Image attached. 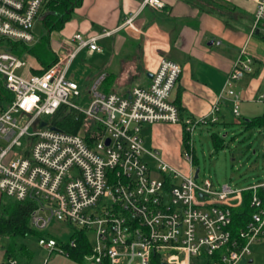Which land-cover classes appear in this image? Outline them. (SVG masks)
Segmentation results:
<instances>
[{
    "label": "built area",
    "instance_id": "obj_1",
    "mask_svg": "<svg viewBox=\"0 0 264 264\" xmlns=\"http://www.w3.org/2000/svg\"><path fill=\"white\" fill-rule=\"evenodd\" d=\"M42 3L0 0V44L32 42ZM141 3L163 6L160 0ZM132 21L129 16L125 27ZM263 21L264 0H258L254 27ZM107 35L108 31L72 34L68 42L58 45L55 62L41 73L30 71L25 55L0 45L6 49H0L1 88L9 94H0V194L20 202L34 201L30 225L37 231L55 218L85 232L91 254L84 258L92 264H150L152 254L159 255L161 264L245 260L264 235V208L257 194L259 189L264 192V183L243 189L224 184L220 190L213 189L209 179L198 183L192 135L196 126L216 122L221 101H230L233 116H239L241 96L234 86L253 71L252 57L245 48L239 51L210 112L199 118L182 117L169 101L181 68L165 57L159 59L147 87L135 86L128 96H121L101 92L97 82L89 90L87 107L80 108L72 101L81 95L79 86L67 72L81 50L99 51L97 42ZM257 100L264 105L263 94ZM60 108L64 116L82 115L99 125L97 139L88 143L82 133L50 130L54 125L45 116H53ZM41 120L47 125L40 127ZM158 123L182 127L183 170L156 150L143 147L141 126ZM246 190L252 193L250 205L255 210L233 233L231 221L246 212ZM226 199L235 204L223 205ZM37 242L48 251L57 247L52 237H40ZM0 264L19 263L4 258Z\"/></svg>",
    "mask_w": 264,
    "mask_h": 264
},
{
    "label": "crops",
    "instance_id": "obj_2",
    "mask_svg": "<svg viewBox=\"0 0 264 264\" xmlns=\"http://www.w3.org/2000/svg\"><path fill=\"white\" fill-rule=\"evenodd\" d=\"M141 1L80 0L62 28L49 33V47L55 56L58 45L68 42L76 32L83 36L109 32L98 40L99 51L81 50L67 72V77L77 82L80 94L99 82L101 92L128 96L135 86L147 87L159 59L165 57L181 68L169 101L182 117L199 118L210 112L232 63L245 48L252 57L253 71L234 86L241 96L239 116H233L230 101H221L215 124L225 126L229 119L230 124H240L241 119L261 115L263 104L257 98L264 95V42L252 34L258 0H160V8L142 5ZM44 14L42 9L37 20ZM129 16H133L132 24L125 27ZM24 55L31 72L41 69L33 55L20 54ZM74 62L92 63L86 64L78 78L71 72ZM140 136L142 144L144 139L148 142L144 148L156 150L173 166L179 162L183 136L180 125H142ZM5 250L0 245V261ZM249 257L236 264L251 263Z\"/></svg>",
    "mask_w": 264,
    "mask_h": 264
},
{
    "label": "rangeland",
    "instance_id": "obj_3",
    "mask_svg": "<svg viewBox=\"0 0 264 264\" xmlns=\"http://www.w3.org/2000/svg\"><path fill=\"white\" fill-rule=\"evenodd\" d=\"M32 32L34 39L32 42L24 44L25 48L24 46L21 47L20 51L22 53H27V50L46 33L41 20L35 22ZM9 44V42H6L0 45L12 52ZM15 44L19 45L20 43ZM3 47H0V49L6 50ZM12 53L19 55L15 50ZM87 63L92 62H74L71 72L76 73L79 78V73L84 70ZM262 88L264 90V86ZM0 94L9 95L1 88V82ZM72 101L78 107L86 108L89 101V89H82L81 95L72 99ZM260 108L264 112L263 105H260ZM51 118L52 116H45L46 121H50ZM228 123L224 126L207 122L196 126L193 131L194 167L199 169L196 181L202 183L204 179H209L212 188L216 190H220L224 184H228L235 189H243L254 184L264 183V131L258 128H245L243 124H230V119ZM88 125L95 127L92 123ZM77 132L85 136V129L82 125ZM211 133H216L223 138L221 147L214 146L210 138ZM144 142L145 147H148L146 139H144ZM178 160L179 162L175 166L183 170L180 157ZM153 178H157V176L155 175ZM222 203L230 206L235 204L232 199L223 200ZM72 228L73 225L53 218L47 227L40 231L41 235L52 237L56 241L57 247L52 251L41 247L37 242L38 235L32 233L26 235L15 234L11 237L0 236V245L7 248L10 244H13L16 260L19 264H78L65 255L64 248L63 253L59 252L61 244L68 242ZM251 251L249 258L252 262L246 264H264V238L255 242L251 247ZM85 261L89 262L86 259Z\"/></svg>",
    "mask_w": 264,
    "mask_h": 264
},
{
    "label": "trees",
    "instance_id": "obj_4",
    "mask_svg": "<svg viewBox=\"0 0 264 264\" xmlns=\"http://www.w3.org/2000/svg\"><path fill=\"white\" fill-rule=\"evenodd\" d=\"M80 0H43L42 9L45 10V14L41 18L43 26L46 30V33L40 37L32 47H30L27 52L33 55L42 65L41 69L33 73H41L44 69L51 66L56 57L49 47L48 36L52 31H58L62 28L63 24L69 19L70 11L76 6H78ZM263 30L264 31V21L259 23L254 30ZM254 30L252 34L254 33ZM258 38L264 42V34L257 33ZM10 50L12 52H17L19 55L22 53L21 47L25 45L20 43H10ZM18 46V47H17ZM19 48V49H18ZM103 93H108L107 91L102 90ZM91 122L88 119H85L82 115H79L74 119L73 114H67L64 116V112L61 108L52 116L49 121L50 125H54L61 131L68 133H77V130L81 125H85V139L88 143H92L93 140L101 133V128L99 125L95 127H90L88 124ZM240 124H243L245 128L249 129H261L264 131V112L252 119H241ZM211 124H215L211 123ZM97 127V128H96ZM91 128V129H90ZM210 138L212 139L215 147H221L223 145V138L219 137L216 133H211ZM194 163V162H193ZM199 170V169H198ZM251 191L246 190L243 192V200L246 212L238 218H235L231 221L229 225L230 230L235 233L238 229H241L249 220L251 213L255 210L250 205L251 200ZM258 197L262 202V207L264 208V192L259 189L257 191ZM35 202L31 200L25 201H16L11 198H8L4 195H1L0 199V236H14L15 234L26 235L27 233H32L38 235V238L45 237L41 235L40 231L35 230L30 225V214L35 209ZM69 224V223H68ZM72 232L69 235L67 243L61 244V247L65 249L67 253L66 256L78 264H86L85 256L91 254L90 241L88 235L83 232L81 229L76 228L73 225ZM264 238V235L262 239ZM75 242V246H69V242ZM13 244H10L9 247L5 250L4 258H13L16 259V253L13 249ZM52 251V250H51ZM91 263V262H89ZM150 264H161L160 257L158 254H152Z\"/></svg>",
    "mask_w": 264,
    "mask_h": 264
},
{
    "label": "water",
    "instance_id": "obj_5",
    "mask_svg": "<svg viewBox=\"0 0 264 264\" xmlns=\"http://www.w3.org/2000/svg\"><path fill=\"white\" fill-rule=\"evenodd\" d=\"M261 33V34H264V31L263 30H261V31H258V30H255L254 31V33L255 34H257V33ZM149 77H151V75L149 76ZM47 125V122L46 121H44V120H41L40 121V127H43V126H46ZM50 130H54V131H58L59 129L57 128V127H55V126H49L48 127ZM108 142H109V140L108 139H106L105 140V144H108ZM197 174H198V168H195V170H194V178H197ZM251 262V261H250Z\"/></svg>",
    "mask_w": 264,
    "mask_h": 264
}]
</instances>
